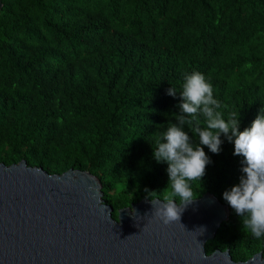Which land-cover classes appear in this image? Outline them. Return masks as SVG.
Wrapping results in <instances>:
<instances>
[{
  "label": "trees",
  "instance_id": "1",
  "mask_svg": "<svg viewBox=\"0 0 264 264\" xmlns=\"http://www.w3.org/2000/svg\"><path fill=\"white\" fill-rule=\"evenodd\" d=\"M193 72L212 84L226 120L240 113V130L251 126L264 108V0H2L0 162L90 171L114 218L142 198L163 200L168 165L153 148ZM221 140L219 154L204 147L212 162L190 182L192 199L210 192L229 208L206 251L264 255V236L223 199L243 157Z\"/></svg>",
  "mask_w": 264,
  "mask_h": 264
},
{
  "label": "water",
  "instance_id": "2",
  "mask_svg": "<svg viewBox=\"0 0 264 264\" xmlns=\"http://www.w3.org/2000/svg\"><path fill=\"white\" fill-rule=\"evenodd\" d=\"M102 195L101 180L87 170L0 162V264H264L262 251L237 261L229 249L207 253L229 217L213 193L168 224L155 216L157 197L119 208L114 218Z\"/></svg>",
  "mask_w": 264,
  "mask_h": 264
},
{
  "label": "clouds",
  "instance_id": "3",
  "mask_svg": "<svg viewBox=\"0 0 264 264\" xmlns=\"http://www.w3.org/2000/svg\"><path fill=\"white\" fill-rule=\"evenodd\" d=\"M168 95L176 96L174 88ZM181 102L175 123H169L166 131L157 139L153 157L157 163L166 162L169 176L166 195L155 207V216L165 224L178 221L192 199L191 181L202 180L206 167L212 161L204 151L219 154L222 150L221 135L234 145V155L243 157L239 183L223 193V199L241 218L245 228L254 238L264 236V108H261L250 127L240 130V113L226 120L220 102L214 98L213 86L200 72L184 74ZM203 116L204 122L200 117ZM187 126V131L185 130ZM189 133L192 135L190 136ZM199 138L192 143V136ZM156 193V192H151ZM180 198V205L175 197ZM202 229V233L205 229ZM201 233V234H202Z\"/></svg>",
  "mask_w": 264,
  "mask_h": 264
}]
</instances>
